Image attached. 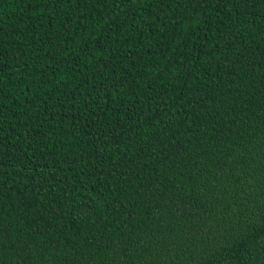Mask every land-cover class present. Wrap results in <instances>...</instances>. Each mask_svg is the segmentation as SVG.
Segmentation results:
<instances>
[{
    "label": "trees",
    "instance_id": "trees-1",
    "mask_svg": "<svg viewBox=\"0 0 264 264\" xmlns=\"http://www.w3.org/2000/svg\"><path fill=\"white\" fill-rule=\"evenodd\" d=\"M0 264H264V0H0Z\"/></svg>",
    "mask_w": 264,
    "mask_h": 264
}]
</instances>
